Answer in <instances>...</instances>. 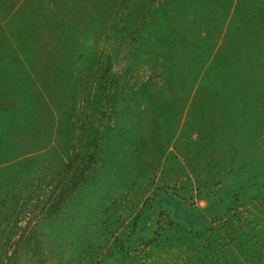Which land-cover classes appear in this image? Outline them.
Instances as JSON below:
<instances>
[{"label": "rangeland", "instance_id": "rangeland-1", "mask_svg": "<svg viewBox=\"0 0 264 264\" xmlns=\"http://www.w3.org/2000/svg\"><path fill=\"white\" fill-rule=\"evenodd\" d=\"M0 264H264V0H0Z\"/></svg>", "mask_w": 264, "mask_h": 264}]
</instances>
